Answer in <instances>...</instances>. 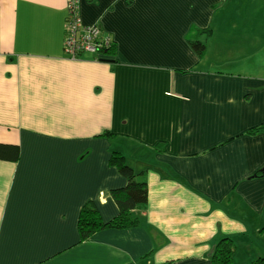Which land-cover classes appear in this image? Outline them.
I'll return each mask as SVG.
<instances>
[{
    "label": "crops",
    "instance_id": "1",
    "mask_svg": "<svg viewBox=\"0 0 264 264\" xmlns=\"http://www.w3.org/2000/svg\"><path fill=\"white\" fill-rule=\"evenodd\" d=\"M75 1L113 41L102 61L64 54L66 0H0V144L19 147L0 160V264H211L224 238L230 264H260L264 0ZM114 152L147 185L139 225L79 243L84 205L117 215Z\"/></svg>",
    "mask_w": 264,
    "mask_h": 264
},
{
    "label": "trees",
    "instance_id": "2",
    "mask_svg": "<svg viewBox=\"0 0 264 264\" xmlns=\"http://www.w3.org/2000/svg\"><path fill=\"white\" fill-rule=\"evenodd\" d=\"M198 36H204L201 40L198 37L187 38V42L195 53L198 59H202L206 52V41L211 35L210 29L204 31H197ZM111 38V37H110ZM115 50L113 41L111 45L99 53L97 61L103 60V54H113ZM260 127V130L263 129ZM259 129L249 130V134H255ZM110 137L109 133L103 134V137ZM19 157L18 145L0 144V160L8 162H16ZM109 165L114 167L118 174L125 179L126 184L123 188L114 189L109 192V196L115 203L117 208V215L110 221L104 222L95 208L90 205H84L78 214L77 231L79 243L86 242L96 233L112 229L123 230L135 228L139 225V219L132 212L136 209L142 208L147 204L148 191L147 185L144 182H138L135 179V173L131 167L126 164L125 157L118 152L111 154ZM259 174L255 173L252 177L256 178ZM235 251L232 240L224 238L215 246L211 256V264H230ZM258 263L264 264V260Z\"/></svg>",
    "mask_w": 264,
    "mask_h": 264
},
{
    "label": "built area",
    "instance_id": "3",
    "mask_svg": "<svg viewBox=\"0 0 264 264\" xmlns=\"http://www.w3.org/2000/svg\"><path fill=\"white\" fill-rule=\"evenodd\" d=\"M67 16L64 24L63 51L76 61L89 55L98 60L99 53L111 45V38L97 25H83L77 15L75 0H66Z\"/></svg>",
    "mask_w": 264,
    "mask_h": 264
},
{
    "label": "rangeland",
    "instance_id": "4",
    "mask_svg": "<svg viewBox=\"0 0 264 264\" xmlns=\"http://www.w3.org/2000/svg\"><path fill=\"white\" fill-rule=\"evenodd\" d=\"M89 57V56H88ZM146 159H149V157H145Z\"/></svg>",
    "mask_w": 264,
    "mask_h": 264
}]
</instances>
